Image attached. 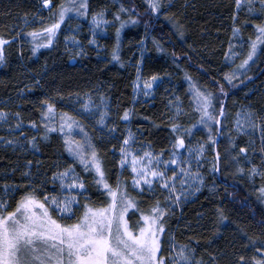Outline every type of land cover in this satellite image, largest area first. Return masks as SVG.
Here are the masks:
<instances>
[{
  "label": "trees",
  "instance_id": "16d2710c",
  "mask_svg": "<svg viewBox=\"0 0 264 264\" xmlns=\"http://www.w3.org/2000/svg\"><path fill=\"white\" fill-rule=\"evenodd\" d=\"M50 1L52 7L46 9L43 0H0V36L8 41L4 46L5 63L0 64V108L19 113L24 122L34 121L38 128L39 153L25 154L0 144V179L20 184L10 205L14 207L15 200L29 186L41 195L44 186H55L52 174L63 162L74 164L58 131L48 133L47 139L43 136L41 112L45 100L55 105L57 113L67 112L84 125L102 159L109 183L114 187L118 175L121 180H128L127 191L141 201L142 209L162 198V194L159 188L155 194L132 190L129 169L122 171L119 163L124 137L130 131L154 152L166 153L176 135L171 129L172 123L178 122L184 128L196 124L186 142L195 144L202 140L208 144L205 188L181 210L170 209L161 255H169V245L173 242L170 237L175 238L176 244L194 249L196 256L205 262L214 259L215 264H233L239 255L246 258L258 255L256 250L264 244V198L258 191L264 186V131L256 138L259 148L253 157L262 173L252 179L246 157L240 153L241 148L248 149L247 137L239 136L234 125L237 113L244 106H252L259 118L264 117V46H258L254 58L236 72L231 83L224 79V74L232 72L246 58L249 38H254L257 24H264V12L238 11L235 0H161L159 13L147 10L146 0H88L86 15L70 13L71 19L61 23L52 43L33 53L36 44H44V37L41 33L33 40L28 33L51 24L56 6L61 3V0ZM121 5L131 11L121 12ZM101 11L107 14L110 26L108 37L96 47L86 31L93 13ZM117 14L125 21L119 42L116 29L120 23L114 19ZM130 17H135V22ZM69 26L82 27L84 31L78 35L82 43L80 51L72 49L70 39H65L71 36ZM234 29L240 32L245 47L230 64L227 55ZM114 49L118 60L113 59ZM137 66L140 80L145 81L154 74L160 80L151 97L136 96ZM185 74L198 88L212 92L225 104L220 133L217 135L215 127L212 132L215 144L207 141V129L196 123L199 113ZM221 86L223 93L219 91ZM88 94L105 96L110 103L111 124L105 132L100 131L96 121L78 111L76 99ZM175 96L182 107L178 120L174 119ZM125 109L130 112L126 120L122 119ZM56 126H59L58 116ZM216 153H219L218 160ZM29 164L33 168L27 180ZM74 165L89 188V199L81 198L80 204L102 206L105 197L92 183L91 174L84 173L78 163ZM238 168L243 171H237ZM83 210V207L76 209L77 215ZM221 211L226 219L221 220ZM137 216H132V220ZM54 218L58 219L59 215L55 214ZM74 221L75 217L61 223Z\"/></svg>",
  "mask_w": 264,
  "mask_h": 264
},
{
  "label": "snow or ice",
  "instance_id": "6c2138e0",
  "mask_svg": "<svg viewBox=\"0 0 264 264\" xmlns=\"http://www.w3.org/2000/svg\"><path fill=\"white\" fill-rule=\"evenodd\" d=\"M148 9L152 13L162 11L161 0H146ZM249 12L259 7L264 12V0H246ZM45 7L51 8L50 0H43ZM237 10L242 6V0H235ZM54 20L46 28L39 31L33 30L28 33L36 40L37 36L43 34L44 44H36L32 48L35 53L37 48L50 45L53 37L56 36L57 29L66 18L71 19L70 13L76 16L87 14L88 0H61L56 6ZM121 12H130V9L121 5ZM104 13L96 12L92 15L93 33L103 20ZM114 19L119 21L120 28L116 29L117 42H119L120 29L125 21L117 14ZM131 22H135V17H130ZM234 33L238 29L233 30ZM254 38H249L250 48L246 58L230 72L224 74V79L231 83L236 72L244 69L249 61L257 53L258 46H264V24H257ZM183 35V33H180ZM75 37H66L65 39ZM95 43V40L90 41ZM8 41L0 36V64L6 60L4 46ZM159 50V48H158ZM113 59L118 60L116 49L113 50ZM189 82V91L193 94L196 111L199 113L197 124L203 125L207 129V141L216 143L212 135L215 127L217 135L220 133L222 118L225 117L226 107L212 92L201 90L193 82L190 76L185 74ZM141 79L140 68L137 66V81ZM157 76L154 74L148 77L143 84V94L150 95ZM134 90H140L139 84L134 82ZM224 92L223 86L219 88ZM101 97V104L95 106L99 112L98 124L105 125L107 112L100 110L106 108ZM179 98L177 97V101ZM171 104L172 102L169 101ZM217 104L219 105L217 109ZM44 109L41 112L43 123V136L45 139L48 133L58 131L64 143L65 151L73 159V163H78L84 173L91 174L92 183L100 191V195L105 197V202L100 207H95L85 202H79V197L84 196L85 201L89 199L86 195L89 191L84 176L76 171L70 164L67 168L54 172L52 179L58 188L52 192L45 191L37 195V191L31 186L24 189L20 198L15 200L12 207L8 201L0 197V264H205V261L196 258L195 250L188 245H176L174 237L169 245V255H160L164 251L165 241L162 236L167 231L166 220L170 214V206L180 202L181 197L188 195L187 189L193 187L192 181L200 180L202 176L191 171V160L193 155L197 158L204 152V144H197L192 147L186 142V137L192 135V129L196 124L184 128L181 124L172 123L171 129L176 133L172 148L170 149V159H164L163 152L153 153L144 151L142 154L131 149L134 142L133 134L129 131L120 145V167L130 169V180L132 190L143 194L147 190L150 194H155L158 185L162 198H157L147 209L140 207L141 201L129 195L127 191L128 180H121L120 175L116 178L115 186L109 183V177L104 169L102 159L98 155L97 148L92 142V137L85 131L84 125L74 116L67 112L57 113L55 105L45 100L42 104ZM91 111L90 100H85L80 114L88 115ZM182 109L176 105L174 119L178 120ZM19 118V113L15 114ZM130 115L128 109L124 110L122 119H127ZM237 115H241L237 113ZM254 113L245 112V120H250ZM59 117V126H56V119ZM7 114L0 108V120H6ZM33 128L36 123L30 122ZM21 125H16L19 128ZM106 126V125H105ZM260 126L264 131V117L260 118ZM239 128V121H237ZM79 129V132H75ZM114 131V129H113ZM76 136L80 138L77 139ZM35 138L29 143L35 147ZM9 146L15 141L8 140ZM150 147V145H149ZM187 147L188 155L183 156L178 150ZM264 150V149H262ZM244 148L240 153H244ZM219 153H216L218 160ZM30 163V162H29ZM175 166V167H170ZM215 163L213 170H215ZM237 171L242 172V168ZM169 172L171 174L169 175ZM252 173L257 169L253 166ZM264 175V173H262ZM179 181L180 187L177 188ZM199 187V185H195ZM5 185L4 192L15 191ZM261 198H264V186L258 189ZM75 208L83 207V212L77 215ZM11 208V210H9ZM131 210V212H130ZM59 214V218H54ZM138 214V216H137ZM132 216H137L133 221ZM75 221L72 223H61L67 219ZM221 220L226 219L220 212ZM131 221V222H130ZM243 232V229H241ZM251 241V237H249ZM258 255L246 258L239 255L233 264H264V244L256 250ZM212 264H215L213 259Z\"/></svg>",
  "mask_w": 264,
  "mask_h": 264
},
{
  "label": "rangeland",
  "instance_id": "374dc122",
  "mask_svg": "<svg viewBox=\"0 0 264 264\" xmlns=\"http://www.w3.org/2000/svg\"><path fill=\"white\" fill-rule=\"evenodd\" d=\"M50 4L52 5L51 1H50ZM44 8L48 9V7H45V6H44ZM239 10H245L246 12L252 13V14H258L261 11L259 9V7L257 6L256 9H254L252 12H249L246 0H242V6ZM103 20L106 22H101L99 27L96 28L95 34H94L93 33V25H92V17H91V21H90L88 30L86 31L89 34L91 41L95 40V43H91V44L95 45L96 47L101 44L100 42L102 39L108 37V27L110 26V22H109V19H108L106 13H104ZM69 28H70V26H69ZM68 30L70 31V34H71L70 37H73V36L75 37V40L69 38L70 39L69 40L70 46L72 47V49L80 51L82 49V43H81V40H80L78 35L80 32H84V31H82V27H75V28L71 27ZM244 47H245V42L242 40L240 32L236 31L234 36H233L231 47H230L228 55H227V61L230 64L234 63L236 61V59L242 54ZM159 82H160V80L157 79L153 85V88L150 91V95L145 96L143 94V91H142L144 81H142V80L137 81V83L139 84L140 90H136V96L137 97H142V96L151 97L153 95L157 85L159 84ZM101 97L104 98L103 103H104V105H106V108H102L100 110L106 111L107 117L105 119V125L106 126L98 124V127H99L100 131L105 132V129H108L110 127V124H111V111H110V103H109L108 99L105 96L88 94V95H85L84 97H79L78 99H76L75 102L79 107L78 111L80 113L81 107H82L83 103L85 102V100H90L91 111L88 115H82V116L97 122L99 119V112L97 111L95 106L101 104ZM175 97L177 98V96H175ZM180 103H181L180 100L177 101V99H176V101L174 103V108H173V110H175L174 112H176V105L177 104H179V107L182 109ZM245 112L254 113L255 115H253L250 120H245L244 116H243V114ZM5 113L7 114L6 120H0V144L6 148L21 150L22 152H25V154L27 152L28 153H34V154L39 153L38 152L37 136H36L38 128L37 127L33 128L31 123L24 122L20 117L17 118L14 113H11L9 111H5ZM239 113L241 115H239V116L237 115L234 128H235V131L237 132V134L239 136H246L247 137V142H248L247 148L248 149H245L246 151L243 153V155L246 157V164L248 165V167L250 169L249 174H250V177L253 179L262 173L261 168L256 166V164H255L256 160H255V158H253V157H256V155L258 153V148H259V144L257 145L256 138L262 136V129L260 126V118L258 117L257 113L254 111L252 106H244L239 111ZM237 121H239V128L237 127ZM18 123L21 125L19 128L16 127V125ZM33 137L35 138V141H34L35 147H33V145L31 143H29V140H31ZM133 137H134V142L131 143V149L132 150H134L138 153H141V154L144 151H150V152L156 153L153 151V149L151 147H149L146 144L141 143V141L139 140L137 135L133 134ZM8 140L15 141V144H13L12 146H9L6 143V141H8ZM197 144H204V146H205L204 152L199 157L198 163H197V158L193 155L192 160H191V171H192V173L198 172L202 176L203 180H202V182L200 180L192 181V184L194 186L191 188H189L188 185H184V187L187 189V192L189 194L182 196L181 200L178 204L170 206V209L172 211H175L177 209L181 210L185 204L192 201L205 188L206 176L204 173V166H205L206 160L208 159L209 147H208L207 142L202 141V140L195 143V144H190V145L192 147H195ZM178 151L183 156L188 155L187 147L183 148V149H179ZM163 157H164V159H170V150L166 153H163ZM70 164L71 163H69L67 161L63 162L61 164V166L59 167V169L57 170V172L67 168L68 165H70ZM72 165L76 168V171L78 173H80L77 166L74 164H72ZM253 166H255L257 169L256 173L251 172ZM170 167H175V166H170ZM32 168H33V164H29V168H28L29 171L26 173L27 180H30L29 176H30V174H32V172H31ZM129 172H130V169H129ZM170 174H171V172H169V175ZM80 175H82V174L80 173ZM52 182H53V179H52ZM5 185H8V187L10 189L15 188L16 190L15 191H9L7 194H5V192H4ZM54 185L55 186H52V187L48 186L49 188L48 187L46 188V186H44L43 192H45V191L52 192L54 189H57L58 184H54ZM195 185H199V187L197 188V187H195ZM179 187H180V184L178 181L177 182V188H179ZM19 189H20L19 183H15V181H12V180L7 179V178L6 179H0V197H3L6 201H8L9 204L11 203L13 196L16 195V193L19 191ZM157 189H158V185L156 186V190ZM145 192H147V190H145L144 193ZM83 197L84 196L79 197V202H80V199ZM76 209L77 208L74 207L75 211H76ZM162 239H163V236H162ZM176 245H178V244H176ZM160 255H161V253H160ZM195 256H196V253H195ZM196 258H198V257L196 256ZM198 259H200V258H198ZM205 264H212V262L207 261V262H205Z\"/></svg>",
  "mask_w": 264,
  "mask_h": 264
},
{
  "label": "water",
  "instance_id": "95a60500",
  "mask_svg": "<svg viewBox=\"0 0 264 264\" xmlns=\"http://www.w3.org/2000/svg\"><path fill=\"white\" fill-rule=\"evenodd\" d=\"M219 141H220V136H219V138H218V140H217V145H218ZM217 145H216V146H217ZM218 173H219V175H220V170H219Z\"/></svg>",
  "mask_w": 264,
  "mask_h": 264
}]
</instances>
